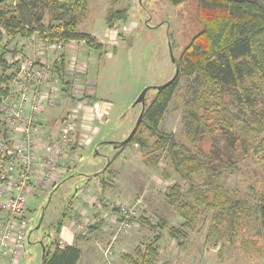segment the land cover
<instances>
[{
  "label": "rangeland",
  "instance_id": "374dc122",
  "mask_svg": "<svg viewBox=\"0 0 264 264\" xmlns=\"http://www.w3.org/2000/svg\"><path fill=\"white\" fill-rule=\"evenodd\" d=\"M84 1V11L76 16L75 26L78 31L94 32L96 42L101 43L99 49L84 44L76 51L77 60L88 65L78 83H83V90L88 88L92 92L84 95L92 106V123L89 125L92 126V137L80 147L73 166L61 171L62 182L54 191L30 196L27 200L29 228L25 252L17 264H41L44 246L52 249V241L61 245L57 232L61 220L67 227L70 223L73 225L75 235L96 242V245L90 243V255L85 256L80 264H125L121 259L124 253L132 252L136 246L146 244L156 235L160 237L156 242L160 263L264 264V254L260 256L246 251L242 246L244 239H256L259 245L263 244L256 212L258 198L264 192V152L257 147L264 136L257 124V116L264 109V98L258 89V81H244L249 93L241 101L237 98V101L230 102V96L224 97L223 115L231 124L233 135L226 139L218 125L212 126L211 119L199 122L198 117L204 114L203 107L196 112L191 107L198 90L194 76H178L158 130L171 135L177 143L175 149L183 146L189 154L206 162L208 159L210 168H216L218 174L203 170L188 181L182 179L172 167L169 150L158 148L156 136L143 124H139L133 139L135 142L145 141L144 145L129 142L114 148L108 141H123L135 126L141 104H132L143 89L150 87L145 95L147 107L156 94L151 87L162 85L173 77L175 65L172 58L179 62L183 49L201 31V12L197 0H184L179 4L167 0ZM18 2L9 0L4 9L11 10ZM51 2L35 8L42 15L44 36L52 34L50 28L57 34L60 32L59 22L53 19L59 10ZM118 7L127 8V21L115 20L112 26H107L106 11ZM71 18V15L65 17L66 20ZM35 36L38 35L35 33ZM22 42L16 37L8 47ZM76 88L77 93H86ZM84 103L90 106L89 102ZM71 105L65 104L63 109ZM82 110L81 102L78 104L79 121ZM192 113L197 116L192 117ZM84 131L80 129L81 133ZM148 158L155 163L157 160V163L150 165L146 161ZM94 174L98 177L86 180L87 176ZM174 184L181 188L180 200L190 205L195 204L189 193L190 187L197 192L204 191L210 202L215 194L212 188L221 186L230 201L222 209L207 210L202 205L197 206L193 229L187 231L181 245L170 238L169 229L180 226L183 220L175 207L168 206L164 199L167 187ZM102 204L135 207L132 224L125 232L119 233L113 243L111 239L117 221L114 222L110 216L112 212L104 209ZM215 213H220V228L227 232L216 244V239L205 238ZM103 215L106 219L102 218ZM139 217L147 219L156 229L140 226ZM94 221L103 222L97 234L91 235L87 231L82 235L79 232V223L87 229ZM109 245L112 254L106 256L104 250Z\"/></svg>",
  "mask_w": 264,
  "mask_h": 264
},
{
  "label": "trees",
  "instance_id": "16d2710c",
  "mask_svg": "<svg viewBox=\"0 0 264 264\" xmlns=\"http://www.w3.org/2000/svg\"><path fill=\"white\" fill-rule=\"evenodd\" d=\"M7 1L9 0H0L1 82L7 83L14 75L9 70L11 66L7 63L5 54L9 51L17 52L16 44L13 45L12 49L8 47L11 40L16 37L28 39L36 33L44 40L60 39L66 43L70 40H79L84 41L89 48L99 49L101 47V43L96 42L94 36L87 32L78 31L75 26L76 16L84 11V0H64L63 3L58 2L59 0H52L51 5L59 10L58 14H54L53 19L59 22L60 32L57 34L56 30L52 31L50 28L52 34L48 36L43 35L42 15L35 8L46 6L51 0H19L11 10L4 9L7 6ZM167 1L171 4H179L184 0ZM197 7L201 12L203 27L183 49L179 62H177L179 70L177 77L161 89H155L156 94L149 105L145 107L140 122L151 130L152 135L156 136L155 145L158 148L169 150L173 169L186 181L190 180L192 175L203 170L208 173L212 171L215 174H218L219 171L216 168H210L208 159L206 162L205 159L197 155L189 154L183 146L175 149L177 143L171 135L163 134L158 130V124L174 94L178 76L180 74L194 76L198 83V90L195 91L196 99L191 103V107L195 112L203 107L204 114L198 117L199 122L205 123V119H211L212 126L218 125L226 139L232 138L233 135L231 124L223 115L224 97L230 96V102L237 101V98L241 101L244 95L249 93L248 89L244 87V81L253 82L256 79L258 89L264 98V0H197ZM68 15H71V20L65 19ZM126 17L127 8H110L105 14L107 26H112V22L115 20L126 22ZM7 37L9 40H6ZM64 66V60H55L53 63L54 69L60 75L61 83L67 85L68 82L64 81L62 76ZM65 90L67 91V89ZM193 115L197 116L195 113H192V117ZM257 117L258 130L264 132V109H261V114ZM133 136L127 143L145 144V141L141 139L135 142L136 139H133ZM123 146L125 145L121 147ZM257 147L264 152V136L260 139ZM180 149L183 152H180ZM146 161L150 165L157 163V160L155 163L149 158ZM193 188L190 187L189 193L194 198V205L196 206L180 200L181 188L177 184L167 187L164 196L165 203L175 207L183 220L180 226L169 229L170 238L178 241L179 245L182 242L180 240L185 239L187 231L193 229L197 216V206L202 205L207 210L222 209L230 203L227 199V192L221 186L212 188L215 194L210 202L207 200V194L204 191L197 192ZM256 212L263 244L259 245V241L256 239H244L242 246L246 251L262 256L264 254V192L258 198ZM237 213L238 211H236V215ZM139 222L140 226L156 229L143 217L138 218ZM221 222L220 213H215L212 217L213 224L209 226L206 233V240L214 238L216 239L214 244H216L225 237L227 232L220 228ZM61 226L62 220L58 221L57 232L60 231ZM101 226L102 221L94 222L88 225L87 231L94 233ZM76 239H82V236L76 235ZM158 239L159 235H156L146 244L136 246L132 252L124 253L121 256L122 261L125 264H170L167 261L163 263L159 261V249L156 244ZM51 244H54L52 249L45 246L42 258L44 264H77L81 251L75 244H65L62 247L57 241H52Z\"/></svg>",
  "mask_w": 264,
  "mask_h": 264
},
{
  "label": "built area",
  "instance_id": "2783aa9c",
  "mask_svg": "<svg viewBox=\"0 0 264 264\" xmlns=\"http://www.w3.org/2000/svg\"><path fill=\"white\" fill-rule=\"evenodd\" d=\"M34 36L22 39L23 42L16 45L17 52L5 54L14 75L7 83L0 81V264H17L25 252L29 197L58 185L61 171L73 166L80 147L92 137V126H89L92 106L84 98L92 92L87 87L83 90V83H78L88 66L76 58V51L83 48L84 41L66 43ZM55 60L65 61L62 76L67 85L61 83L53 67ZM76 87L86 93H77ZM81 102L80 122L78 104ZM84 102H89L90 106ZM65 104H72V108L65 111ZM80 129L86 130L85 133ZM102 206L112 212L109 215L117 221L113 243L116 236L132 224L135 207ZM77 227L82 235L87 234L81 223ZM104 254H112L110 245Z\"/></svg>",
  "mask_w": 264,
  "mask_h": 264
},
{
  "label": "crops",
  "instance_id": "0c3cea01",
  "mask_svg": "<svg viewBox=\"0 0 264 264\" xmlns=\"http://www.w3.org/2000/svg\"><path fill=\"white\" fill-rule=\"evenodd\" d=\"M87 33H90L92 36H94V37H97V34H95L94 32H87ZM101 42V41H100ZM101 102V101H100ZM63 172V171H62ZM62 182V179L60 180V183ZM59 183V184H60ZM59 184L58 185H56L52 190H50V191H48V192H52V191H54L55 190V188L57 187V186H59ZM44 194V193H43ZM37 196V195H36ZM103 196V195H102ZM103 197H106V196H103ZM113 199V198H112ZM101 229V228H100ZM98 233V231H96V232H94V233H92L91 235H95V234H97ZM58 237L62 240V241H60V242H62L61 243V245H60V247H62L63 245H65V244H68V245H72V244H75L79 249H80V251H81V256H80V258H79V260H78V262H77V264H80L81 262H82V260L84 259V257L85 256H89L90 255V253H89V251H91V246L92 245H96V242L95 241H86V240H88V239H76V235L74 234V232H73V225L70 223L69 224V226L67 227V226H65L64 224H63V222H62V226H61V228H60V231L58 232ZM159 239H160V237H159ZM158 239V240H159ZM172 239V238H171ZM90 240H92V238L90 239ZM157 240V241H158ZM183 239H181V241H182ZM92 245H91V244ZM88 244H90V245H88ZM82 246V247H81ZM87 252V253H86ZM220 253H221V251H220ZM160 261V260H159ZM167 262H169V261H167ZM170 263V262H169ZM171 264V263H170Z\"/></svg>",
  "mask_w": 264,
  "mask_h": 264
},
{
  "label": "water",
  "instance_id": "95a60500",
  "mask_svg": "<svg viewBox=\"0 0 264 264\" xmlns=\"http://www.w3.org/2000/svg\"><path fill=\"white\" fill-rule=\"evenodd\" d=\"M172 62L175 65V73H174L173 77L170 80H168L167 82H165L164 84L159 85V86H154L151 88L159 90L163 86H166L167 84L171 83L177 77L179 70H178V66H177V63L175 62L174 58H172ZM149 89H150V87L144 88L143 91L140 93V95L135 99V101L132 104V106H136L137 104H141V110H140V113L138 115L135 126L133 127V129H132L131 133L128 135V137L121 142L108 141V143L112 144L114 148L121 147L122 145H125L131 139V137L134 135V133L136 132V130H137V128H138V126L142 120V116H143L144 109H145V95ZM95 176H97V174L89 175L86 178L91 179L92 177H95ZM36 228H38V226ZM44 249H45V246L43 247V253H44ZM42 258H43V254H42ZM41 264H44L43 260H42Z\"/></svg>",
  "mask_w": 264,
  "mask_h": 264
}]
</instances>
